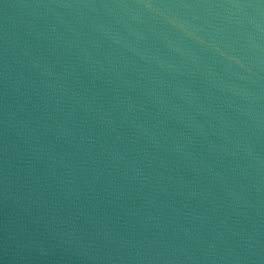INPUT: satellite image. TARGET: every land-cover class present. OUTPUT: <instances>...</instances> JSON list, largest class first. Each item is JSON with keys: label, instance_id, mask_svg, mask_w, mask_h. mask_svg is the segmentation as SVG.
Wrapping results in <instances>:
<instances>
[{"label": "water", "instance_id": "obj_1", "mask_svg": "<svg viewBox=\"0 0 264 264\" xmlns=\"http://www.w3.org/2000/svg\"><path fill=\"white\" fill-rule=\"evenodd\" d=\"M0 264H264V0H0Z\"/></svg>", "mask_w": 264, "mask_h": 264}]
</instances>
